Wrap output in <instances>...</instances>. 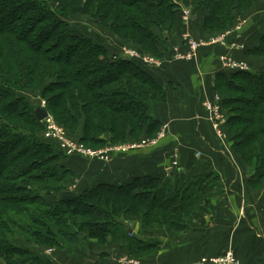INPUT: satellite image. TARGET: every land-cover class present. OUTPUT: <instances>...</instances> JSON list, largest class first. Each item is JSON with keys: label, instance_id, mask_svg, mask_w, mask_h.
<instances>
[{"label": "trees", "instance_id": "1", "mask_svg": "<svg viewBox=\"0 0 264 264\" xmlns=\"http://www.w3.org/2000/svg\"><path fill=\"white\" fill-rule=\"evenodd\" d=\"M261 7L264 0H0V264H51L39 249L76 245L86 238L120 242L128 256L142 260L155 254L160 243L129 237L123 226L127 216L139 218L144 228L180 230L203 211V200L222 192L209 164L184 180L141 175L122 184L100 182L81 192L66 191L72 171L60 161L68 155L44 137L32 98L45 102V110L69 137L98 149L155 138L163 125L158 107L176 89L156 79L142 62L110 53L104 41L72 27L70 15L92 18L104 35L163 65L188 62L174 59L173 51L174 45L186 49L180 39L183 8L190 10V27L201 21L204 32L217 36ZM244 27L239 37L233 32L226 40L243 45L238 51L244 57L236 60L250 69L221 71L214 89L222 97L230 149L252 166L248 184L260 190L264 24L251 46Z\"/></svg>", "mask_w": 264, "mask_h": 264}, {"label": "crops", "instance_id": "2", "mask_svg": "<svg viewBox=\"0 0 264 264\" xmlns=\"http://www.w3.org/2000/svg\"><path fill=\"white\" fill-rule=\"evenodd\" d=\"M258 17L254 12L247 15L244 30L250 46L255 45L262 29L257 27ZM191 25L196 36L206 42L193 60L163 61V65L160 60L158 67L145 65L156 79L168 80L176 88L168 92L167 102L157 110L163 120L160 131L165 127L164 137L153 146L138 147L126 153L114 152L108 162L68 155L60 161L72 171L66 191L81 192L100 182L122 184L141 175L164 177L168 174L174 180L187 179L209 164L220 177L222 192L203 200V211L188 220L185 228L150 229L142 227L139 218L127 216L123 220L129 237L154 239L160 243L155 254L140 261L143 264H189L201 257L231 250L242 264H264V186L256 190L248 184L252 166L242 163L230 149L225 131L227 116L220 105L222 97L214 89L216 75L225 70L217 58L219 53H228L234 59L244 57V53L228 46L227 40L224 45L211 42L215 36L203 31L201 21L196 29ZM106 46L110 53L120 56L123 47H129L117 41L115 45ZM204 100L218 104V113L223 119L220 133L213 128ZM194 151L200 156L193 155ZM175 159L179 166L174 168L171 163ZM38 252L51 264H119L120 258L127 255L120 242L99 243L95 238H86L76 245L61 243L60 247L41 248Z\"/></svg>", "mask_w": 264, "mask_h": 264}, {"label": "built area", "instance_id": "3", "mask_svg": "<svg viewBox=\"0 0 264 264\" xmlns=\"http://www.w3.org/2000/svg\"><path fill=\"white\" fill-rule=\"evenodd\" d=\"M191 13L188 8H183L180 13V19L183 25L182 34L180 35L181 42L185 44V51L180 50L179 45L173 46L174 51V59L176 60H185L191 61L196 57L197 50L199 47L206 45L205 41L202 39H196L192 36L190 32V18ZM246 23V19H238L237 23L232 31H226L220 35H217L212 38L211 42H219L221 44L226 43V36L231 33H236L237 37H239V32L242 30ZM208 44V43H207ZM230 47L236 49H242L243 45L238 42H232ZM122 56L130 59L140 60L144 65L148 67H158L161 64V61L154 56L139 51L138 49L132 47H123ZM219 62L221 66L225 69L229 70H240L246 71L250 69V66L247 62L236 60L229 56L228 54H221L219 56ZM44 102V101H42ZM45 103V102H44ZM43 104V103H42ZM44 105V104H43ZM204 107L208 110L209 118L213 122V128L220 133V122L223 121L221 119L220 113H218V104L215 102H211L209 100L203 101ZM44 123V137L56 142L59 148L66 155H77L87 159L99 160L108 162L112 153H126L129 150L144 147L147 145H156L158 139L164 137V126L163 129L158 133L155 138L152 139H143L136 142H129L125 144L119 145H110L104 146L102 148L93 149L90 147H86L82 143L77 140L69 137L65 131V129L57 123V121L53 118L52 115L48 113L47 117L42 121ZM196 156L199 157L200 153H196ZM177 159L172 161V166H177ZM119 264H143L139 259L124 255L120 258ZM189 264H242L237 255L231 250L226 251L225 253L217 256H208L201 257L200 259L193 261Z\"/></svg>", "mask_w": 264, "mask_h": 264}, {"label": "rangeland", "instance_id": "4", "mask_svg": "<svg viewBox=\"0 0 264 264\" xmlns=\"http://www.w3.org/2000/svg\"><path fill=\"white\" fill-rule=\"evenodd\" d=\"M257 10L255 11H253L254 12V14L255 13H257V15L258 16H260V17H258V19H257V27H260V28H262L263 27V24H264V8H256ZM260 11V12H259ZM262 14V15H261ZM195 20V19H194ZM67 21L70 23V25L72 26V27H79V28H82L83 30H84V32L86 33V34H90L91 36H92V38L94 37V38H96V39H98V40H102V41H104L105 42V44H112V45H115V41L116 40H114L115 38L111 35L110 37H106L103 33H101V32H99V28L96 26V24H95V22H94V20L92 19V18H90V17H88V16H83V15H78V14H76V15H70L69 17H68V19H67ZM194 25V28L196 29V26L197 25H195V23L193 24ZM194 29V30H195ZM97 31L99 32V33H101V34H98L97 33ZM195 34V33H194ZM196 35V34H195ZM100 36H101V39H100ZM105 36V37H104ZM113 47V49H114V46H112ZM113 49H112V51H113ZM116 51V50H115ZM253 69V68H252ZM30 102H33V103H35L37 106H41V107H43V108H45L44 106H45V103L44 102H41V104H38V103H40V101H39V98L38 97H36L35 96V98L33 99H31L30 100ZM44 105H43V104Z\"/></svg>", "mask_w": 264, "mask_h": 264}, {"label": "water", "instance_id": "5", "mask_svg": "<svg viewBox=\"0 0 264 264\" xmlns=\"http://www.w3.org/2000/svg\"><path fill=\"white\" fill-rule=\"evenodd\" d=\"M52 6H54V3H52ZM34 114H35L38 121H43L47 117L48 112L45 110V108H43L41 106H37L34 109ZM170 172L171 171L169 170V174H170Z\"/></svg>", "mask_w": 264, "mask_h": 264}]
</instances>
